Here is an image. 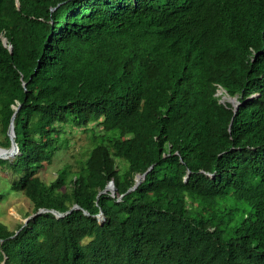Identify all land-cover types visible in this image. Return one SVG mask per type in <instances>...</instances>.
Masks as SVG:
<instances>
[{"label":"trees","instance_id":"1","mask_svg":"<svg viewBox=\"0 0 264 264\" xmlns=\"http://www.w3.org/2000/svg\"><path fill=\"white\" fill-rule=\"evenodd\" d=\"M17 107L0 169L63 217L0 223V264H264V0H0L2 149Z\"/></svg>","mask_w":264,"mask_h":264},{"label":"rangeland","instance_id":"2","mask_svg":"<svg viewBox=\"0 0 264 264\" xmlns=\"http://www.w3.org/2000/svg\"><path fill=\"white\" fill-rule=\"evenodd\" d=\"M218 95H221V91L218 92ZM221 101L228 102L229 98L221 96ZM105 124H109V120H106ZM67 137L69 136L66 133L62 135L63 139ZM87 144L84 135L74 134L66 148L59 151L52 159L51 164H45L44 169L39 172L40 179L45 184H49L55 178L57 170L63 166L69 165L72 170L77 169L76 160L81 157ZM0 153L2 152L0 151ZM19 177L20 175L14 174L8 165H4L0 169V223L7 225L10 231H16L24 223V215L32 213L31 205L26 197L20 192L11 190V185Z\"/></svg>","mask_w":264,"mask_h":264},{"label":"water","instance_id":"3","mask_svg":"<svg viewBox=\"0 0 264 264\" xmlns=\"http://www.w3.org/2000/svg\"><path fill=\"white\" fill-rule=\"evenodd\" d=\"M224 98H225V97H224ZM228 102L233 106V108H234V112H235V111L237 110V106L239 105V103L237 102V100H236L235 98H229V101H228ZM18 109H19V107L15 108V112H14L13 116L11 117L10 124H9V126H8V130H7V136H8V138H9V140H10V148H9L8 150L0 148V151L2 152V153H0V159L13 158V157L17 154V152H18V148H17V145H16L15 140H14V138H15V133H14V124H13L14 119H15V116H16V112H17ZM150 169H151V168H150ZM146 173H147V172H145V173L142 174V175H136V177H135V184H134V186H133L131 189H129V191L134 190V189L139 185L140 181L144 179ZM105 192H110V193H111V196H114V193H115V187H114V185H113V182H110V183L105 187V189L102 191V193H105ZM76 209H79V207H78V206H73V207L70 209V211H72V210H76ZM70 211H68L67 213H69ZM45 212H51V213H53L54 216H56L57 218H61V217H63V214H59V213H57V212H55V211H53V210L40 209V210L37 211V213L33 214L31 217L25 219L23 225L26 224L27 221H28L29 219H31L32 217H35V216L40 215V214L45 213ZM84 214L87 215V213H84ZM97 219H98V221H99L100 223L103 222L104 218H103V216H102L101 213H99V214L97 215ZM0 242H1V241H0ZM2 264H3V263H2Z\"/></svg>","mask_w":264,"mask_h":264}]
</instances>
